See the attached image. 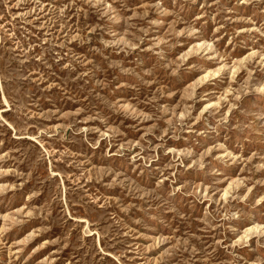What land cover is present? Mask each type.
Segmentation results:
<instances>
[{
    "label": "rangeland",
    "instance_id": "obj_1",
    "mask_svg": "<svg viewBox=\"0 0 264 264\" xmlns=\"http://www.w3.org/2000/svg\"><path fill=\"white\" fill-rule=\"evenodd\" d=\"M0 264H264V0H0Z\"/></svg>",
    "mask_w": 264,
    "mask_h": 264
}]
</instances>
